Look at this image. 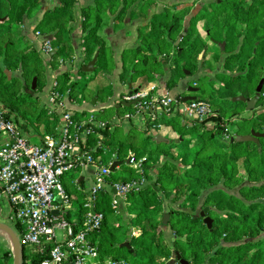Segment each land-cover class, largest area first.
Returning a JSON list of instances; mask_svg holds the SVG:
<instances>
[{"label":"trees","instance_id":"obj_1","mask_svg":"<svg viewBox=\"0 0 264 264\" xmlns=\"http://www.w3.org/2000/svg\"><path fill=\"white\" fill-rule=\"evenodd\" d=\"M59 1L35 29L43 36L53 35L50 43L55 53L49 66L55 70L60 67V59L72 61L75 56L72 24L76 21L77 0ZM137 1L95 0V6L82 10L84 65L98 54L96 71L84 86L69 71H63L57 76L54 91L62 96L69 92L70 102L82 104L90 82L105 79L109 72V46L101 34L104 15L116 14L121 8L116 20H123L127 8ZM140 1L142 10L151 4L150 0ZM203 2L179 46L176 42L191 8L178 12L167 9L153 17L147 33L141 31L142 45L131 53L132 66L125 64L122 79L130 77L134 82L143 78L142 87L146 88L156 81L155 74L164 65H170L167 89L173 90L186 81L187 72L190 76L200 70L215 72V79L208 81L207 100L221 108L215 110L217 117L212 119L224 123L221 112L240 116L241 110L246 109L245 103L232 99H254L264 81V0ZM42 6L43 0H0V103L10 113L19 114L27 126L38 128L47 121L45 133H50L58 115L50 113L40 98L47 84V62L22 30L25 18L35 16ZM221 45L225 46L224 51ZM83 67L79 76H86ZM94 95L99 101L112 99L113 87H99ZM119 101L101 107L97 113L76 112L74 118L106 116L130 109L117 108ZM257 107L258 116L239 117V135H250L252 131L264 134V83ZM156 124L171 127L179 135V142L156 145L151 137L142 139L143 133L134 128L123 136L121 127L95 129L89 138V148L96 150L94 156L100 164H104V159L99 158V141L118 150L122 169L111 173L112 181L146 178L149 182L128 196L119 213L110 207V190L102 194L106 219L99 231L91 233L102 256L131 264H179L176 255L189 264H264V138L259 144L226 141L221 124L208 130L184 126L176 118L161 119ZM210 150L214 152L207 154ZM132 156L138 160L146 158L143 172L126 165ZM241 159L245 180L240 178ZM68 190L75 193L71 185ZM166 215L170 219L165 226ZM126 216L130 217V225L138 227L137 235L128 234L123 223ZM207 218L211 219L210 227ZM16 230L20 235L24 232L20 225H16ZM45 259L24 246L23 264H42ZM0 264H13L12 251L1 244Z\"/></svg>","mask_w":264,"mask_h":264},{"label":"built area","instance_id":"obj_2","mask_svg":"<svg viewBox=\"0 0 264 264\" xmlns=\"http://www.w3.org/2000/svg\"><path fill=\"white\" fill-rule=\"evenodd\" d=\"M50 42H43L41 48V55L47 61L54 52ZM70 64L71 61L60 59V67ZM68 71L76 80L80 79L78 69L70 67ZM57 85L55 81L45 105L50 113L58 115L52 133L29 130L17 113H10L0 103V223L16 231L23 248L30 247L45 256L42 264H130L104 258L97 243L92 242L91 233L99 231L106 219L102 209L104 192L110 190V207L119 213L128 196L141 191L149 182L146 178L112 181L111 168L118 161L117 153L109 163L100 164L94 156L96 150L89 148L91 134L95 129L108 127L132 129L133 122L139 123V129L145 132H155L164 128L156 124L159 120L174 118L187 127L213 130L220 125L212 119L217 114L207 101L185 103L175 91L167 88L159 91L152 86L121 97L119 105L135 102L132 111L108 119L94 114L75 119V114L65 105L69 92L62 96L54 91ZM225 131L229 139L231 132ZM97 149L108 148L99 141ZM145 160L132 156L126 163L143 172ZM89 168L94 170V175L86 185L84 172ZM68 185L75 193L68 190ZM16 225L24 229L22 235ZM133 235H137L135 231Z\"/></svg>","mask_w":264,"mask_h":264},{"label":"crops","instance_id":"obj_3","mask_svg":"<svg viewBox=\"0 0 264 264\" xmlns=\"http://www.w3.org/2000/svg\"><path fill=\"white\" fill-rule=\"evenodd\" d=\"M150 2L151 4L148 6V8L146 10L145 9L142 10V8H140L141 1L140 0L137 1L134 6L127 8V11H126V14L123 20H120V21L116 20V18L121 8L117 10L116 14H108V15L105 14L104 15L103 25L101 28V34L105 37V39L108 42V46H109V54L111 57L109 72L104 75L105 79L103 80L97 79V80L90 82L88 90L93 92L91 101H89L88 99L84 97L85 99L80 105L77 103L70 102L69 99L65 100V105L69 109V111L76 113V112L85 110L90 113L91 112L97 113L101 107H104L108 104H114L116 100L121 99V97H123L126 93H129L132 91L147 90L152 86L157 87L159 91H162L163 89L167 88V82L171 76L170 65H164L163 70H160L155 74L156 81L149 83L146 88H143L142 87L144 84L143 78H139L136 81L131 82L130 77L129 78L127 77V79L123 81L122 76H123L125 64H127L128 68L132 66L133 57L130 55L135 49H137L139 46L142 45V41L140 38L141 31L143 33H147L148 28L151 25V22L153 20V17L164 14L167 9H170L171 11H174V12H178V11L191 8L190 15L187 16L185 18V21L183 22V32L181 36L182 35L184 36L185 32L190 27L191 18L195 16L199 11H201V8L203 7L204 2H202L201 0H198V1L197 0H150ZM59 3H60L59 0H43L42 9L35 16L31 18H25L24 23L22 25L23 35L28 40H30L31 42L35 44V46L40 50V53H41L42 43L48 40L51 41L53 39V35H44V36L41 35L40 37H38L37 33L35 32V29L40 24V22L43 20L45 13L48 10H51L57 7ZM88 6H95V0H77L76 9H75L76 10L75 12L76 21L72 24V27H73L72 41H73V45L75 48V56L73 60L71 61L72 64H70L71 65L70 67L71 68L75 67L76 70L78 69V73L81 67L85 66L84 65L85 54H84V48H83V31H82L83 30L82 10ZM181 36L178 38L177 42L179 41ZM182 39L183 38L180 39L179 44L181 43ZM177 42H176V46H179ZM44 61L47 62V69H48L47 70L48 71L47 72V84H46L45 89L41 92L40 98L42 100V104L45 106L46 99H47L46 96L51 91L53 83L57 81L58 74H60L63 71H68V68L70 67L68 65H64L62 67H59L57 70H55L51 68V66H49L50 60L47 61L46 59H44ZM220 68H218V70ZM202 73H207V71L200 70V72L196 76H190L191 75L190 72H187V79L185 82L189 83L190 81L188 80H190L191 78H195V77L199 78ZM185 82L180 83L178 87L173 89V91L178 93L182 98L188 97V96H195L197 99L200 98L201 89L196 87L198 83L195 85H189V84L187 85ZM105 85L113 87L114 96L112 99H105V100L99 101L97 96L94 95V92L99 87H102ZM191 89H198V92L193 93ZM116 105L117 106L119 105L118 102ZM245 110L247 111V107ZM56 126H57V123L56 125H53L51 128L53 129ZM44 129L46 130V128ZM166 129H169L171 132L170 138L172 140L170 138L168 139L171 140L172 142L173 141L179 142L180 140L179 135L176 132H174V130L171 127L164 126V128L161 129L160 132L159 131L145 132L141 129L140 130L146 134L145 138L151 137V139H153L157 135H161L164 138H167L164 135L165 131H167ZM130 130L131 129H127L125 130V132L127 133ZM121 169H122V165L120 166V170ZM84 173H85L84 174L85 184L88 185L92 176L94 175V170L92 168H89L85 170ZM2 242H0L1 245L3 244Z\"/></svg>","mask_w":264,"mask_h":264},{"label":"rangeland","instance_id":"obj_4","mask_svg":"<svg viewBox=\"0 0 264 264\" xmlns=\"http://www.w3.org/2000/svg\"><path fill=\"white\" fill-rule=\"evenodd\" d=\"M202 2L203 1H206V0H201ZM180 45V44H179ZM224 50H225V46H224ZM223 50V51H224ZM91 74H93V73H90V74H86V76H83V75H80L79 77H80V79L79 78H77V81H78V83L81 85V86H84L86 83H87V81L90 79V75ZM208 77H209V79H208ZM262 77V74H260L259 76H258V79H260ZM215 79V72H212V73H202L201 75H200V77L198 78V77H195V78H191L190 80H188V81H190L189 83L188 82H185L187 85L189 84V85H195V84H197L198 83V85L196 86V87H198L199 89H201V93H203L201 96H200V98L202 99V100H204V101H207L208 102V98L210 97L206 92L208 91V81H210V79ZM202 79V80H201ZM86 94H84L85 96V98L86 99H88L89 101H91L92 100V96H93V92L92 91H90V90H88L87 92H85ZM232 101H233V99H232ZM208 103H210V102H208ZM106 104V103H105ZM211 104V103H210ZM211 106L214 108V110H216L217 108L221 111V108L220 107H217V106H215V105H213V104H211ZM133 109H132V107L130 108V109H128V110H122V111H119V112H112V113H107V115L106 116H97V117H99V118H101V119H108V118H111L112 116H114L115 114H123V113H125V112H128V111H132ZM259 110H260V108H256V110L255 111H250V112H248V111H246V110H241V115L239 116V115H233V114H231V113H226V112H221V114H222V122H224V123H221V122H219V124H221L222 126H224L225 127V130L226 129H229L230 130V132H231V134H230V137H229V139L230 140H234V139H236V137L237 136H239V134H238V130H239V117L240 118H252V117H254V116H258V114H259ZM217 112H218V110H217ZM19 115V114H18ZM21 117V116H20ZM133 126H132V128H134V129H137L138 131H140L141 133H143V134H141V138L143 139V137L145 138V133L144 132H142L140 129H139V127H140V124L139 123H137V122H133V124H132ZM47 126V121H44L43 123H42V125L40 126V127H38V128H36V127H34V126H29L28 125V129L29 130H32V131H35V132H37L38 134H44L45 133V127ZM167 131H165V133H164V135L167 137V139L168 138H170V135H171V132H170V130L169 129H166ZM161 130H159V132H160ZM123 132V136H125L127 133L125 132V130H123V131H121V133ZM226 132V131H225ZM197 135H194V137H196ZM171 139V138H170ZM222 139H223V137H222ZM225 139H226V141H227V139H228V137H227V135H225ZM172 140V139H171ZM259 143H260V140H259ZM139 147H143V145L140 143V146ZM214 152V150H210L207 154H211V153H213ZM218 152H220V151H218ZM115 153H117V156H118V150L117 149H111V148H108V149H104V151H102L101 152V155L99 156V158H101V159H104V163L106 164V163H109L112 159H113V154H115ZM239 167H240V178L241 179H246V173H245V171H244V168H245V165H244V159H241V161H240V163H239ZM117 171H120L119 169L117 170ZM79 198L80 199H82V197L81 196H79ZM129 219H130V217L129 216H126V220H124V224H125V226H126V230H127V232H128V234H133V232L135 231L136 232V234H138V227H136V226H133V225H130V222H129ZM0 221H1V218H0ZM11 224H12V222H10ZM165 230V229H164ZM165 231H167V234H169V231L168 230H165ZM172 233V232H171ZM170 235H173V234H170ZM169 236V235H168ZM167 236V237H168ZM173 237H174V235H173ZM10 240V239H9ZM172 240H173V238H172ZM2 241H4V239H2L0 242H2ZM3 244V247L6 249V250H10V249H12V242H11V240H10V242H8V241H4V242H2ZM3 249V248H2ZM129 262V261H128ZM130 263V262H129ZM131 264V263H130Z\"/></svg>","mask_w":264,"mask_h":264},{"label":"water","instance_id":"obj_5","mask_svg":"<svg viewBox=\"0 0 264 264\" xmlns=\"http://www.w3.org/2000/svg\"><path fill=\"white\" fill-rule=\"evenodd\" d=\"M181 38H183V35L181 36ZM180 39L177 42V44H179ZM221 47H222V50H224V45H221ZM54 53L55 52H53L52 55H54ZM98 57H99V55L96 54L93 61H91L88 65L83 67V72L85 74L94 73L96 71V67H97V63H98ZM263 83H264V81H262V83L258 89V93L254 99L247 100L245 97L240 96V97L234 98L233 102H243L246 104L248 112L255 111L257 108V105H258V101L261 97V90H262ZM35 87H36V81H34L33 91H35ZM191 91L193 93H197L198 89H191ZM179 99L185 103L197 100V98L195 96H188V97H184V98L179 96ZM133 105H135V102H133V103H122L121 105H118L117 108L132 107ZM261 138H264V134L256 133L255 131H252L250 135H244V136L239 135V136H237L236 141L239 143L252 142V143L259 144V140ZM152 142L155 143L156 145H161V144L169 145L172 143L171 140L164 138L161 135L155 136L152 139ZM177 142L178 141H176V143ZM120 166H121L120 162H115L111 168V171L112 172L115 171ZM169 219H170L169 215H166L164 218V225L165 226L168 225ZM205 221L210 227L211 226V219L207 218ZM0 231L6 233L12 242V249H10V250L12 251V254H13V264H23V244L21 243L20 238H19L18 234L16 233V231L13 228H11L9 225L4 224V223H0ZM125 246L130 249L129 244H126ZM176 260L179 261V264H189L187 261L182 260L179 255H176Z\"/></svg>","mask_w":264,"mask_h":264},{"label":"bare ground","instance_id":"obj_6","mask_svg":"<svg viewBox=\"0 0 264 264\" xmlns=\"http://www.w3.org/2000/svg\"><path fill=\"white\" fill-rule=\"evenodd\" d=\"M0 239L1 240L4 239V241L6 240V241L10 242V240H9L10 238L8 237V235L2 231H0Z\"/></svg>","mask_w":264,"mask_h":264}]
</instances>
